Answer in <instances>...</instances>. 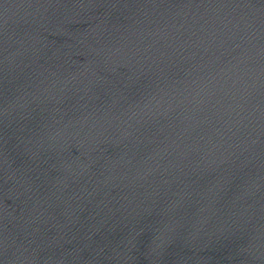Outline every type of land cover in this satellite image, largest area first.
<instances>
[{"label": "water", "instance_id": "1", "mask_svg": "<svg viewBox=\"0 0 264 264\" xmlns=\"http://www.w3.org/2000/svg\"><path fill=\"white\" fill-rule=\"evenodd\" d=\"M0 264H264V0H0Z\"/></svg>", "mask_w": 264, "mask_h": 264}]
</instances>
